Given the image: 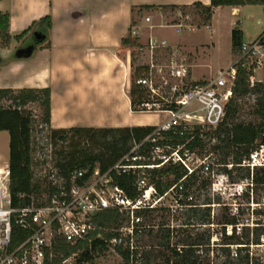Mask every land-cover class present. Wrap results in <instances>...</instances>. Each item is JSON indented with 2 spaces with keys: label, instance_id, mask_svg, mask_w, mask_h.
<instances>
[{
  "label": "trees",
  "instance_id": "obj_1",
  "mask_svg": "<svg viewBox=\"0 0 264 264\" xmlns=\"http://www.w3.org/2000/svg\"><path fill=\"white\" fill-rule=\"evenodd\" d=\"M245 5H261L264 9V0H211L209 4L201 1L193 2L189 5H157L142 4L132 6V20L128 34L121 39V46L124 49L132 47H144L139 36L132 35V28L135 25V14L143 15L145 12H175L180 10L183 15H187L190 9H194L200 22L198 27L211 25L214 9L216 7H239ZM10 13L0 11V47H8L12 40L21 41L36 26L43 29L42 38L46 37L52 28V17L50 14L42 16L32 22L30 26L20 33L11 35L9 32ZM176 24V23H175ZM46 34V35H45ZM264 34V33H263ZM232 50L241 52L244 42V33L240 21L235 23L231 31ZM50 43L47 42V45ZM133 55V51H132ZM247 60L241 57L234 66L237 68V76L233 86V96L227 104V112L224 121L217 128H207L199 125L171 126L168 130L158 131L155 136L156 141H144L148 135L157 130L156 125H136L123 127H93V126H72L68 128L51 127V88H0V131L9 133V192L11 205L14 208L25 207L34 203L40 205L47 194L52 191L51 181L47 176H36L34 165L40 162H46V159H36L35 147L33 144V126L34 115L29 105L37 103L42 110V122L50 131V138L54 144L59 141L62 143L61 149L56 151L58 159L55 163L58 175L68 179L71 172L75 169H86L98 165L102 171H106L112 165L117 163L124 155L128 154L134 143H141L138 149V155L150 156L149 159H139L138 164H149L158 159L151 160V151L155 144L176 148L183 146L190 152H197L203 156L215 153L219 161L228 163L229 160L238 162L250 149L254 143L261 139L264 133V83L256 84L255 91L258 93L255 103L251 106L250 113L256 118V121L238 120L239 114L243 108L242 100L250 92L249 79L253 73L252 68H246L244 63ZM143 70L147 69L143 66ZM139 68L134 67L132 58V74L130 99L133 111H142L141 104L149 101V92L138 83L137 74ZM205 80H198L195 83H204ZM240 148V153L237 151ZM183 149V150H184ZM183 150L181 152H183ZM170 153L172 149L166 150ZM235 153V154H232ZM220 155V156H219ZM232 173V171H228ZM197 170L188 173L186 167L180 162L173 163L169 161L160 167H153L146 170L149 182L152 183L158 194H164L172 187L178 195H183L182 202L193 204L187 197L198 189L206 188L210 184L208 177H201ZM137 174L132 171L116 175V182L126 191L129 197L136 198L141 191L136 186ZM259 180V177L255 178ZM181 186V188H180ZM45 195V196H43ZM146 222L154 221L156 215L153 213H144ZM127 219V216L117 209H107L97 214L93 218L95 229L91 232L90 240H81L77 243H69L61 236L53 239L52 250L53 257L47 264H61L62 260L74 252L80 251L77 258V264L91 263L93 260L103 254L111 241L120 236V227ZM210 222V221H209ZM219 223H236L234 216L224 219ZM155 225V224H154ZM149 229V233L154 242L150 250H142L143 264H210L203 262L196 255V250L204 243L201 235L192 237L187 233L184 237L176 233L179 229L165 226V223L158 224L154 235ZM187 231V229H182ZM144 234V233H143ZM142 234V236H143ZM260 234L256 233V242L260 240ZM29 235L28 230L22 228L13 220L10 249H15ZM224 244H249L250 240L244 242L239 236H223ZM233 240H235L233 242ZM155 246L158 250H155ZM117 253L122 258V264H136L132 252L123 244L114 246ZM223 250H229V247L222 246ZM242 250V247L239 248ZM155 250V251H152ZM136 252H139L137 250ZM230 253V252H229ZM238 256V254H237ZM154 262H152L153 260ZM157 260V261H156ZM251 258L247 252L239 262L234 264H250ZM258 263V262H255ZM221 264H233V262H224Z\"/></svg>",
  "mask_w": 264,
  "mask_h": 264
},
{
  "label": "built area",
  "instance_id": "obj_2",
  "mask_svg": "<svg viewBox=\"0 0 264 264\" xmlns=\"http://www.w3.org/2000/svg\"><path fill=\"white\" fill-rule=\"evenodd\" d=\"M149 19L147 17V20ZM162 46L167 47L168 45L165 42L149 40L151 57L155 49ZM140 49L142 50L144 47H140ZM241 57L247 60L244 66L253 69L249 79L251 89L248 94L252 95L255 102L258 96L255 91L256 84L264 82L263 78L260 80L255 78L258 69L264 70V34L253 42L244 41L239 59ZM154 66L151 62V69ZM167 67L169 69L168 78L162 76V67L156 70L157 75L163 78L160 84L154 81L152 70H148L149 73L138 79V83L146 88L149 96H151L149 101L141 104V108L144 109L142 111L154 110L158 114L159 112L167 113V118L157 124V130L148 135L144 141L155 142L156 139L153 135L155 136L158 131L168 130L171 126L199 125L217 128L224 121L227 104L233 96V86L237 76V68L234 64L228 68H223L210 80L195 84L193 82L196 81L189 80L185 58H181L179 61L172 58ZM170 77L175 79V83L169 81ZM140 145L141 143L135 142L132 150L106 171H102L96 165L93 168L75 169L68 179L58 175L51 182L52 191L45 196L40 205L32 203L25 207H12L8 168L6 175L0 177V264H47L53 257L52 243L56 236H61L72 244L89 239L91 232L95 229L93 218L107 209H117L127 216L126 222L119 229L120 236L111 241V246L123 244L132 252L136 264H141L143 257L141 252H136L140 250L137 241L148 227L150 229V223L146 222L144 213L162 210L166 206V196L175 187L164 194H158L155 186L149 182L146 170L163 166L169 161L180 162L187 168L188 173H192L198 167L191 168L186 162V159L192 154H197L196 152H190L183 146L171 148L157 144L153 146L151 151V160L158 159L159 162L157 164L154 163L155 161H151L149 164H138L137 160L150 158L147 155H138ZM168 149H172V151L167 153L166 150ZM182 150L183 152H181ZM212 155L211 153L203 157L208 159ZM219 164L224 167L223 172L220 173L226 179V185L221 183L222 186L226 187L225 189H228L230 184H234L238 187V193L242 195L244 191L248 190L251 196L254 195L256 189H264V133L262 138L254 143V146L240 161L229 160L228 163ZM201 165V169L212 176L210 180L212 189H220L217 188L220 181L214 179L213 167L205 161ZM234 167L247 169V175L240 178V181L234 179L232 175L236 169ZM230 170L232 173L228 172ZM128 171L137 174L136 186L141 193L136 198L129 197L115 180L116 175ZM257 177L259 180L255 179ZM230 179L233 182L229 181ZM175 192L178 201H181L180 204L192 205L183 203V195L181 193L178 195V192ZM251 198L250 205L253 214L257 209H262L264 212V194L261 200L255 201L254 197ZM193 199L192 194L187 197L188 201ZM262 210L257 211V213H261ZM13 220L28 230L29 235L21 244L11 250ZM223 225L220 233L222 237L224 234L242 237L244 226L264 228V218L255 224H244L236 219V223H223ZM260 243L259 241L256 244ZM251 244L254 242L243 244L245 245L243 247ZM229 245L232 246V244H226V247H230ZM79 253L80 251L72 253L64 258L61 264H77ZM250 264H264V259L258 263L251 262Z\"/></svg>",
  "mask_w": 264,
  "mask_h": 264
},
{
  "label": "rangeland",
  "instance_id": "obj_3",
  "mask_svg": "<svg viewBox=\"0 0 264 264\" xmlns=\"http://www.w3.org/2000/svg\"><path fill=\"white\" fill-rule=\"evenodd\" d=\"M235 7H219L214 11L211 25L198 27L197 23L200 22L195 10L190 9L187 15H183L180 10L175 12H160L154 11L151 13H143V15L135 14V25L132 30H136L138 35L132 31L133 36H140V41L144 46V49L139 47H132L134 67L139 68L137 78L145 76L148 70H152L154 81L158 84L163 80L160 75H157L156 71L159 68H163V75L168 78L169 69L167 64L170 63L172 58L179 61L181 58H185L187 69L189 72V80H210L216 76L223 68L232 66L240 57L239 52L232 50L231 30L235 26L237 21H240L241 28L244 33L245 42H253L264 33V9L261 5H245L240 6L238 9ZM146 17H150V20H146ZM176 23V24H175ZM177 25V26H176ZM149 40L157 42H165L168 46H162L156 48L153 56L149 49ZM124 50L122 55H125ZM16 52L13 55L7 57H0V72L3 71L6 65L10 64L15 58ZM153 62L155 65L151 69L150 64ZM143 66H147L143 70ZM255 78L260 80L264 79V70L258 69L255 73ZM169 81L175 83V79L169 78ZM264 83V82H263ZM164 91V90H163ZM151 99V96H149ZM242 110L239 114L238 120L241 121H256V118L250 113L253 103V97L248 94L242 100ZM34 115L33 126V144L36 150V159L47 161L40 162L34 165V172L36 176H47L48 180L53 182L58 177L57 169L55 168L58 155L56 151L61 149L62 143L59 141L54 144L50 138V131L48 127L42 122V110L37 103L29 105ZM149 113H142L145 116L153 117L163 121L167 118V113L155 112L154 110L147 111ZM157 113V114H156ZM5 134L9 135L8 132ZM1 141H4V136L0 137ZM240 153V148L237 150ZM197 153V152H196ZM213 154V153H212ZM235 154V153H232ZM220 156V155H219ZM209 163L214 171L215 178L220 181L217 188L212 189L211 184L206 188H201L191 193L194 197L192 205L180 204L178 201L176 192L172 191L166 196L165 207L163 209L152 212L156 215L154 221L149 222L151 232L154 235V231L157 229L158 224L163 222L165 226H169L174 229H179L175 234L184 237L187 233L192 237L202 236L201 239L204 242L199 250H196V255L203 262H210V264H221L224 262H239L243 256L249 252L251 258L250 262H259L264 259V239L260 234V244H256V233H260L263 227H247L242 228V237L240 240L254 244L243 247V244L233 243L229 245V250H223L224 239L220 235L222 232L224 219H228L234 216L238 222L254 223L259 222L264 218V212L262 209H257L261 213L252 212L250 202L251 197H254L255 201L261 200L264 194V189H256L253 196L249 191H244L241 195L237 191L238 187L234 184H230L228 189L222 186L225 184V177L220 173L223 172L221 167L222 161L218 159L215 153L208 159L204 158L201 154H192L186 159V162L191 168H197V174L201 177H208L211 180L210 173H206L204 169H201L204 163ZM234 179L240 181V178L247 175V169L241 167H234ZM229 181H232L231 179ZM233 182V181H232ZM52 184V183H51ZM45 196V195H43ZM146 220V218H145ZM210 221V222H209ZM126 220L124 221V223ZM155 224V225H154ZM153 226V227H152ZM187 229L183 231L182 229ZM154 230V231H153ZM153 236L149 233V227L144 232L143 236L139 238L138 246L139 252L142 250H150V246L154 242ZM235 240H233L234 242ZM258 241V242H259ZM239 246H242L240 250ZM155 250H158L155 246ZM152 250V251H155ZM230 252V253H229ZM238 254V256L236 255ZM153 260V259H151ZM153 260L152 262H154ZM157 261V260H156ZM144 260L141 261L143 264ZM86 264H122V258L115 250L114 246L109 248L101 255L97 256L93 262Z\"/></svg>",
  "mask_w": 264,
  "mask_h": 264
},
{
  "label": "crops",
  "instance_id": "obj_4",
  "mask_svg": "<svg viewBox=\"0 0 264 264\" xmlns=\"http://www.w3.org/2000/svg\"><path fill=\"white\" fill-rule=\"evenodd\" d=\"M196 1L211 0H0V11L10 13L11 35L42 16L52 17L47 39H36V32H43L36 26L21 41L0 47V57L16 52L0 72V88L50 87L52 128L157 125L161 121L155 113L144 119L140 115L149 112L131 108L132 50L124 49L121 39L128 34L132 6ZM5 132L0 131V177L9 168L10 137Z\"/></svg>",
  "mask_w": 264,
  "mask_h": 264
},
{
  "label": "water",
  "instance_id": "obj_5",
  "mask_svg": "<svg viewBox=\"0 0 264 264\" xmlns=\"http://www.w3.org/2000/svg\"><path fill=\"white\" fill-rule=\"evenodd\" d=\"M35 36H36V39H37L38 41L42 39V34L39 33V32H36ZM32 48H33V45L29 46L28 49L31 50Z\"/></svg>",
  "mask_w": 264,
  "mask_h": 264
},
{
  "label": "bare ground",
  "instance_id": "obj_6",
  "mask_svg": "<svg viewBox=\"0 0 264 264\" xmlns=\"http://www.w3.org/2000/svg\"><path fill=\"white\" fill-rule=\"evenodd\" d=\"M141 116V118H148V116H145V114H142V115H140ZM139 120V119H138ZM143 122H145V121H143Z\"/></svg>",
  "mask_w": 264,
  "mask_h": 264
}]
</instances>
